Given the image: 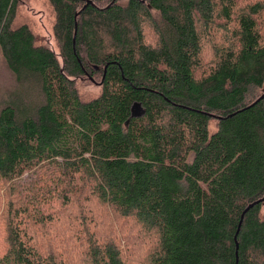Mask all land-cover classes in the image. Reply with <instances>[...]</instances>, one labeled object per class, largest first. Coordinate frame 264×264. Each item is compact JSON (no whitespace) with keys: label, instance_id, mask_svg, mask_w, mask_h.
Returning <instances> with one entry per match:
<instances>
[{"label":"trees","instance_id":"1","mask_svg":"<svg viewBox=\"0 0 264 264\" xmlns=\"http://www.w3.org/2000/svg\"><path fill=\"white\" fill-rule=\"evenodd\" d=\"M20 1L0 0V264H129L71 212L92 199L141 226L136 264H264V202L245 212L264 196V0H48L56 47Z\"/></svg>","mask_w":264,"mask_h":264},{"label":"rangeland","instance_id":"2","mask_svg":"<svg viewBox=\"0 0 264 264\" xmlns=\"http://www.w3.org/2000/svg\"><path fill=\"white\" fill-rule=\"evenodd\" d=\"M21 22H28L31 28L34 30L36 34V39L40 43H47L50 46H55L53 36H52V29H53V22H54V11L53 7L48 0H21L19 9L17 12V20L16 24ZM10 82V73L6 67L4 59L2 58V54L0 51V97L2 90L6 87L9 88ZM82 87V93L86 96H91L95 94L98 90L95 84H86ZM12 86V85H11ZM210 132L216 130V121L212 120L209 124ZM3 200V199H0ZM81 208L76 207L77 211L73 208H70L71 212H74L76 216L78 213L85 215L86 218L91 219L95 222V224H91L87 222L91 231L100 239H109L120 237L121 245L127 255H130L131 258L129 264H136L139 260L136 257L137 255L134 253V245L135 243L133 240L135 239V235L141 232L140 225H135L131 227L130 224L133 222L129 220L130 218H121L117 216L111 209H107L102 206L99 202L92 199L91 202L82 201L80 203ZM262 212L264 214V204L262 206ZM67 216L70 217V212H67ZM65 220L59 222H55L54 226L64 225V222H68V218L64 217ZM69 229L60 228L57 231H52L46 234H42V240H45V236L52 237L54 234L62 235V238L69 234ZM76 232V231H73ZM137 242H140V239H137ZM140 244L145 246L144 242L141 241ZM53 250L54 248H58L56 242L50 246ZM130 252V253H129ZM146 255V254H145ZM143 256V258L145 257ZM78 254L74 255L72 258L76 260ZM79 257V256H78ZM78 259V258H77ZM132 262V263H131ZM78 263V262H77Z\"/></svg>","mask_w":264,"mask_h":264},{"label":"water","instance_id":"3","mask_svg":"<svg viewBox=\"0 0 264 264\" xmlns=\"http://www.w3.org/2000/svg\"><path fill=\"white\" fill-rule=\"evenodd\" d=\"M91 2H92L91 0H87V1H86V4H85L84 6H86L87 4H89V3H91ZM76 29H77V23H76ZM263 97H264V93H262V94L260 95V97H259L256 101H258L259 99H261V98H263ZM256 101H255V102H256ZM144 112H145V110H144V108H143L141 102L135 101V102L132 104V107H131V116H132V117H138V116H141ZM260 202H264V196L261 197V198H259V199L256 200V201L250 203V204L246 207L245 212H246L250 207H252L254 204H256V203H260ZM243 218H244V213H243L242 216H241V220H240V223H239V227H238V231H237V232H239V228H240V226H241V224H242Z\"/></svg>","mask_w":264,"mask_h":264}]
</instances>
